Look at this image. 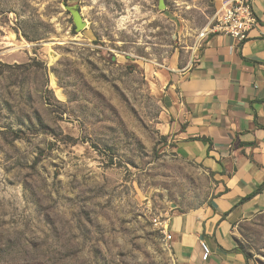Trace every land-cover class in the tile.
<instances>
[{
	"label": "rangeland",
	"instance_id": "1",
	"mask_svg": "<svg viewBox=\"0 0 264 264\" xmlns=\"http://www.w3.org/2000/svg\"><path fill=\"white\" fill-rule=\"evenodd\" d=\"M223 1L0 0V264H175L156 221L215 181L168 81ZM233 233L264 264V213Z\"/></svg>",
	"mask_w": 264,
	"mask_h": 264
},
{
	"label": "crops",
	"instance_id": "2",
	"mask_svg": "<svg viewBox=\"0 0 264 264\" xmlns=\"http://www.w3.org/2000/svg\"><path fill=\"white\" fill-rule=\"evenodd\" d=\"M253 10L258 25L248 40L200 38L168 81L178 150L215 181L206 204L168 220L175 264H247L233 230L264 213V0Z\"/></svg>",
	"mask_w": 264,
	"mask_h": 264
},
{
	"label": "built area",
	"instance_id": "3",
	"mask_svg": "<svg viewBox=\"0 0 264 264\" xmlns=\"http://www.w3.org/2000/svg\"><path fill=\"white\" fill-rule=\"evenodd\" d=\"M253 5L254 0H225L200 38L205 39L211 34H223L231 36L239 42H245L249 39L250 32L258 25ZM168 222L158 223L156 221L164 233L167 243L172 240V235L168 234ZM201 245L203 259L208 260L211 256L210 247L206 243Z\"/></svg>",
	"mask_w": 264,
	"mask_h": 264
},
{
	"label": "trees",
	"instance_id": "4",
	"mask_svg": "<svg viewBox=\"0 0 264 264\" xmlns=\"http://www.w3.org/2000/svg\"><path fill=\"white\" fill-rule=\"evenodd\" d=\"M74 29H75V33L77 34L78 32L81 31L82 27H79V26L75 25ZM249 199H251V198L250 197L249 198H246V199L243 200V202H245V201H247ZM237 251L240 252V253H242V254H244L240 249H237Z\"/></svg>",
	"mask_w": 264,
	"mask_h": 264
}]
</instances>
